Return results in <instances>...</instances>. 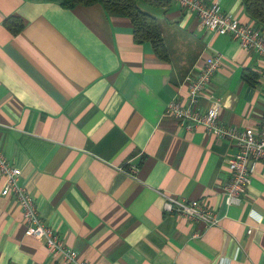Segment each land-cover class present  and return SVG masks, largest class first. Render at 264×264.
<instances>
[{
  "label": "crops",
  "instance_id": "obj_1",
  "mask_svg": "<svg viewBox=\"0 0 264 264\" xmlns=\"http://www.w3.org/2000/svg\"><path fill=\"white\" fill-rule=\"evenodd\" d=\"M158 1L144 8L157 20L167 61L134 41L127 17L99 4L0 0V151L40 219L80 261L264 264V165L253 166L240 203L226 205L233 143L164 116L168 103L186 98L185 77L219 56L209 84L219 119L256 130L264 120L262 63L175 2ZM204 1L264 32L242 0ZM9 18L22 23L18 33L6 27ZM162 193L202 201L218 223L165 213ZM24 232L19 207L0 195V264H74Z\"/></svg>",
  "mask_w": 264,
  "mask_h": 264
},
{
  "label": "built area",
  "instance_id": "obj_2",
  "mask_svg": "<svg viewBox=\"0 0 264 264\" xmlns=\"http://www.w3.org/2000/svg\"><path fill=\"white\" fill-rule=\"evenodd\" d=\"M173 1L187 12L193 13L199 24L218 35H225L237 42L245 50L254 52L262 63L259 79L264 84V32L261 28L241 24L231 15L223 13L217 4H206L204 0H168ZM221 65L219 56L206 59L196 75L188 74L184 82L187 96L183 101L173 100L167 104L164 116L173 119L178 126L186 130L201 128L209 135L233 143L236 153L227 160L230 181L223 187L226 205H236L246 192L254 165H264V120L256 129H239L224 125L219 119L220 100L209 90L211 77ZM206 98L207 107L201 100ZM129 168V173L135 172ZM0 175L5 179V186L0 195L11 197L19 207L25 224V236L44 241L53 256H59L65 263L90 264L78 260L77 252L64 245L57 233L46 225L38 216L33 197L19 183L20 173L0 151ZM162 210L191 221L212 227L218 223L214 211L199 200L175 199L165 194Z\"/></svg>",
  "mask_w": 264,
  "mask_h": 264
},
{
  "label": "trees",
  "instance_id": "obj_3",
  "mask_svg": "<svg viewBox=\"0 0 264 264\" xmlns=\"http://www.w3.org/2000/svg\"><path fill=\"white\" fill-rule=\"evenodd\" d=\"M99 4L108 14L127 17L133 28V38L137 44L149 43L153 53L162 61L168 60V53L161 36L157 20L145 10V6L157 7L162 4L158 0H61L63 8L72 9L77 6ZM245 13L256 23L264 26V0H242ZM5 25L13 34L18 33L23 25L14 18L5 21ZM248 80V74H244ZM253 84V82H251Z\"/></svg>",
  "mask_w": 264,
  "mask_h": 264
}]
</instances>
